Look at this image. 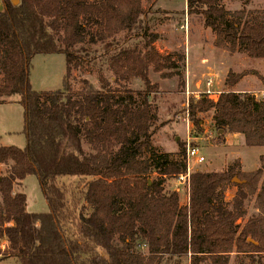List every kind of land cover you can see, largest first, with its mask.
I'll use <instances>...</instances> for the list:
<instances>
[{"label":"trees","instance_id":"1","mask_svg":"<svg viewBox=\"0 0 264 264\" xmlns=\"http://www.w3.org/2000/svg\"><path fill=\"white\" fill-rule=\"evenodd\" d=\"M0 100L19 95L24 108V148L0 145V258L13 264H230L231 253L264 264V156L253 171L236 159L223 171H194L188 205L166 193L168 177L186 171V146L177 157L162 152L154 135L162 126L150 100L163 78L185 79L174 53L155 46L158 34L144 24L142 0H2ZM187 14L203 17L216 45L264 59V9L230 11L223 0H186ZM135 36V37H133ZM139 38L137 39V37ZM123 39V40H122ZM111 76L99 86L74 69L98 52ZM63 53V88H32L36 54ZM245 74L229 73L217 100L189 99L198 131L211 113L219 139L243 135L264 147V101L239 92ZM140 79L145 89L130 86ZM4 167V169H1ZM155 172L157 178H152ZM36 175L49 210L29 212L23 181ZM62 176L86 180L72 187ZM238 178L241 182L234 181ZM237 191L230 207L225 193ZM257 213L244 223L246 203Z\"/></svg>","mask_w":264,"mask_h":264},{"label":"rangeland","instance_id":"2","mask_svg":"<svg viewBox=\"0 0 264 264\" xmlns=\"http://www.w3.org/2000/svg\"><path fill=\"white\" fill-rule=\"evenodd\" d=\"M223 3L230 11L243 7L248 10L264 9V0H223ZM142 4L145 8L144 24L158 34L156 48L164 54L174 53L175 58L183 57V60H179V72L185 79L184 86H180L177 75L163 78L160 73L150 70L151 83L157 84V89L150 94V100L157 105L162 122L154 135L155 145L173 157L179 154L180 143L185 146L189 140L191 144L199 145L206 160L201 164L192 162L191 168L194 171H223L236 159L241 161V171L256 170L262 164L264 147L247 146L243 135L226 134L223 140L219 139L211 113L199 115L203 120L202 131L195 128L187 114L189 99L195 97V94L187 96L186 84L189 83L193 92L202 91L204 85L198 88L197 84L211 76L215 80V91L220 93L225 88L229 73L243 72L245 76L237 85V90L257 93L264 89V59H254L243 51L231 52L227 48L218 47L216 36L211 28L205 26L203 17L187 14L186 0H142ZM3 8L0 0V10ZM101 52L93 60L86 58L79 68L73 70L71 80L75 90L81 88L83 78L99 86L100 73L111 76ZM65 74L66 57L63 53H42L32 58L30 81L34 90L54 91L63 88ZM130 86L136 91L145 89L140 79H133ZM19 100V95L0 100V145L24 148L27 143L24 108ZM208 133H213L214 137L209 138ZM151 177L157 178V174L153 172ZM61 181L72 187H84L86 180H79L76 176H62ZM164 189L166 193L178 192L180 203L188 205L190 190L177 177H168ZM236 191L237 187L232 185L225 193L229 207ZM23 192L27 195L29 212L44 213L49 210L36 175H28L24 179ZM256 213L255 199L252 198L246 203V214L241 223ZM248 261L246 255L231 253L230 264H247ZM13 263V259L0 258V264Z\"/></svg>","mask_w":264,"mask_h":264},{"label":"built area","instance_id":"3","mask_svg":"<svg viewBox=\"0 0 264 264\" xmlns=\"http://www.w3.org/2000/svg\"><path fill=\"white\" fill-rule=\"evenodd\" d=\"M201 84L204 85V89L202 91H197L193 92L190 89L189 83L187 82L186 86V94L189 97L190 94H195V99H200L202 96H207L210 99L217 100L220 93H217L214 89L215 86V80L213 77L209 76L204 79V81L199 82L197 85L198 88L201 87ZM258 100L264 101V89L260 92L253 93ZM188 114V113H187ZM209 138H213L214 134L213 133H208ZM186 146V154H185V161H186V171L184 173H181L178 177L177 180L186 185L188 189L190 190V184H191V175L194 172L192 170L191 165L193 163L201 164L204 162L205 156L202 154V149L199 145L196 144H191L190 141H187Z\"/></svg>","mask_w":264,"mask_h":264},{"label":"water","instance_id":"4","mask_svg":"<svg viewBox=\"0 0 264 264\" xmlns=\"http://www.w3.org/2000/svg\"><path fill=\"white\" fill-rule=\"evenodd\" d=\"M14 5H17L19 3V0H11ZM234 181L241 182L238 178H235Z\"/></svg>","mask_w":264,"mask_h":264}]
</instances>
